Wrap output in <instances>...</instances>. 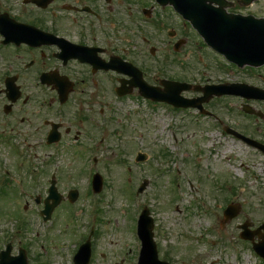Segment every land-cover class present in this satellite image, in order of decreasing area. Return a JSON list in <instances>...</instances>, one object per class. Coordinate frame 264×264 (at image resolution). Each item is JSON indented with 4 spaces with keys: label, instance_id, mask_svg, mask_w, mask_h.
<instances>
[{
    "label": "rangeland",
    "instance_id": "rangeland-1",
    "mask_svg": "<svg viewBox=\"0 0 264 264\" xmlns=\"http://www.w3.org/2000/svg\"><path fill=\"white\" fill-rule=\"evenodd\" d=\"M154 4V0H130V13L139 18L138 8L143 11ZM154 10L164 26L160 23L156 27L145 19L133 21L131 16V19L125 17V28L115 27L114 31L112 25L105 28L94 21V31L101 38L103 33L110 34L116 51L123 52L130 61L142 67L148 78L158 73L162 77L192 83L234 80L264 87L247 68L236 70L214 55L193 33L191 25L170 6L161 9L156 5ZM228 10L262 17L264 0H256L249 6L235 0ZM168 31L173 33L172 37L168 36ZM186 33H190L189 38ZM182 38L186 42L175 51V43ZM256 72L264 74V67ZM183 94L187 97L201 95L195 91ZM99 99L100 103L94 104V125L99 126L94 128V155L86 153L82 160L74 148L67 147L55 160L65 172L60 189L65 194L71 189L77 190L78 199L56 210L57 214L67 215L65 224L59 222L56 226L59 215L55 216L50 233L34 216L31 204L25 208L26 200H15L16 189H27L24 187L27 185L22 186L27 181L33 188L35 180L26 174V168L21 178L13 175L18 158L10 148L0 149V174L3 167L11 169L7 180L0 178V242L18 239L41 242L48 248L47 252L43 249L45 253L37 243L33 244L35 251L46 260L45 264L70 262L69 256L61 258L60 254H69L74 243L79 241L78 237L89 233V227L81 224L88 218V207L84 206L86 198L82 194L88 183L83 172L79 173L78 163L92 161L94 156L97 159L94 171L103 175L104 188L98 196L94 195L93 226L96 230L91 264H134L138 218L134 204L150 209L159 257L171 264H264L251 242L241 236L247 229L259 230L260 233L254 235L256 242L264 235V229L260 228L264 224V155L223 134L220 120L201 115L196 108L176 109L166 103L152 102L142 98L137 90L119 99L108 92ZM244 102L247 101L239 97L223 96L212 97L204 105L220 117L224 125L242 133L255 136L258 133L264 139L263 118H258L257 123L253 114L245 113ZM248 102L255 111L264 113V103ZM100 107L105 113L99 118ZM16 129L20 131L23 127L18 125ZM21 134L14 133V136L25 140L28 154L35 159L29 154L28 160L42 161L43 152L37 141L40 137ZM138 152L147 155L146 161H135ZM54 157L52 154V159ZM143 180H146L141 187L143 191L136 194L135 199V191ZM46 188L43 180L34 191L45 195ZM231 202L239 203L240 211L222 223L225 208ZM17 211L25 212L31 221L27 231L20 230L13 236ZM246 223L247 229H244ZM54 241L58 248L51 244Z\"/></svg>",
    "mask_w": 264,
    "mask_h": 264
},
{
    "label": "flooded vegetation",
    "instance_id": "flooded-vegetation-1",
    "mask_svg": "<svg viewBox=\"0 0 264 264\" xmlns=\"http://www.w3.org/2000/svg\"><path fill=\"white\" fill-rule=\"evenodd\" d=\"M102 1L0 0V149H14L9 143L12 138H16L20 147L28 150L25 140L14 136V133L40 137L37 141L42 149L43 159L36 162L37 164L32 163V168L37 170V181H34L33 188L28 181L22 185H27L24 186L27 189L17 188L15 200L24 199L27 201L25 208L29 204L34 207L33 214L47 233L54 228L51 223L55 216L59 215L56 226L59 222L65 224L67 215L57 214L56 210L62 205L67 206L65 203L69 201L68 193L65 194L59 187L65 178V172L59 162L55 161L57 155L67 147L70 150L74 148L82 160L86 153L94 152V127L97 125H94V104L108 92L119 99L116 92L118 86L122 84V80L130 79L127 75H121L118 68L121 67L122 61H132L123 52L116 51L110 34L103 33L101 38L94 31V21L105 28L110 24L114 31L115 27L125 28V17L131 19L132 16L133 21L139 22L142 18L131 15L130 0ZM149 13L151 18L158 21L156 27L160 23L164 24L161 19L152 15V10ZM132 30L134 31L135 27ZM186 34L189 38L190 33ZM133 64L142 69L137 63ZM245 68L252 77L257 75L259 81L264 84V77L261 78V73L256 72L259 67ZM142 72L144 78L155 86H159L164 78L174 79L162 77L158 73L148 78L143 69ZM241 99L247 101L245 98ZM248 101L264 103L261 99ZM248 101L244 104H248ZM100 112L103 113L104 108H100ZM255 112L258 114L254 113L252 116L256 118L257 123L260 121L258 118L264 120L262 111ZM18 125L23 129L18 131ZM224 134L248 145L232 133ZM242 134L254 139L257 146L250 147L264 155L260 149L264 148L263 136L258 133L256 136L251 133ZM51 139H55L54 142H50ZM16 151L17 149H14V154ZM52 154H55L54 159ZM15 156L18 158L17 154ZM30 157L35 160L31 154ZM28 161L22 159L16 162L13 175L20 177L19 167L23 168ZM78 165L79 173L83 172V175L87 176L89 163L80 161ZM10 170L3 167L0 178L7 180L11 175ZM90 174L93 178L94 168ZM43 180L47 183V193H35V187L42 184ZM52 181L56 182L60 199L48 217L47 214L43 215V211L47 199L50 204L54 201L49 194ZM1 190H4L3 187ZM85 196L90 197L91 193L88 192ZM24 213L17 211L15 215L18 224L13 236L20 230L27 231L31 219ZM33 243H37L42 251L46 248L44 243ZM33 243L22 239L0 242V254L6 250V257L14 264H45L46 260L35 251ZM52 243L58 248L57 241ZM47 251L48 248L45 249V252ZM60 256L70 257L71 261L64 264L73 263V251L69 254L62 253ZM93 260L92 242L90 264Z\"/></svg>",
    "mask_w": 264,
    "mask_h": 264
},
{
    "label": "water",
    "instance_id": "water-1",
    "mask_svg": "<svg viewBox=\"0 0 264 264\" xmlns=\"http://www.w3.org/2000/svg\"><path fill=\"white\" fill-rule=\"evenodd\" d=\"M162 4L171 3L174 7L189 19L193 26L204 36L206 41L216 50L223 53L229 60L243 66L245 64H264V18H256L252 15L228 13L227 0H159ZM245 5L253 0H242ZM214 3L216 5H214ZM165 89L159 90L140 84V92L146 97L154 100H164L176 106H197L201 107L202 102L207 101L213 95L241 94L247 97H264V90H259L245 84H221V85H190L179 82H165ZM201 90L204 96L197 99H186L180 96L183 90ZM247 112H253L249 106L244 108ZM145 155H140L144 159ZM97 190H100L101 179L96 178L94 182ZM75 198V197H74ZM73 198V199H74ZM58 204L54 201L51 206L46 207V212ZM240 204H230L225 210L226 220L235 217L240 211ZM144 211L141 218V236L143 238V257L140 264H169L158 258L156 243L153 239V219ZM246 229V225H244ZM260 228H264L262 225ZM259 228V229H260ZM255 232L246 230L242 233L244 238H254ZM256 251L264 257V235L259 243H254ZM90 256V244L86 243L76 256L77 264H88ZM120 264V263H117Z\"/></svg>",
    "mask_w": 264,
    "mask_h": 264
}]
</instances>
